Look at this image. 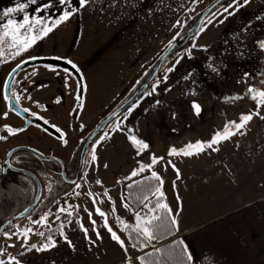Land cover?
<instances>
[{"label":"rangeland","instance_id":"1","mask_svg":"<svg viewBox=\"0 0 264 264\" xmlns=\"http://www.w3.org/2000/svg\"><path fill=\"white\" fill-rule=\"evenodd\" d=\"M211 1L89 0L85 7H80L79 0H71L69 5H61L59 0H36L35 3L29 0H0V24L6 22L2 15L4 10L17 4L28 5L23 12L10 17L21 23L28 15L33 20L39 17L47 25L64 10H74L67 22L61 23L46 36H42L40 25L35 24L34 34L41 38L19 56L14 55L17 49L10 46L9 40L0 44V115L6 111L3 98L5 80L16 65L40 57L71 61L84 79L85 93L81 107L77 103L75 78L61 68L28 67L20 72L17 80L25 95L23 102L46 121L61 128L68 135L66 142L71 150L74 149L79 137L95 127L103 115L116 108L134 90L154 59L174 41V37H178L177 33L185 21ZM49 4L51 7L44 8ZM229 4L231 0L209 15L196 37L167 62L150 90L131 107L132 110H127L108 126L89 152L85 179L71 185L67 194L57 198L43 216L46 221L38 224L33 216L25 217L0 236V261L7 260L19 246L26 247L39 239L40 233L59 220L71 219L79 212L87 221L89 215L97 214L98 207L92 194L98 197L108 212L112 226L125 237L127 243L132 244L125 226L136 229V214H139L142 223L143 219L152 215L149 210L155 205L148 200L136 212L132 211L126 198V187L145 176H152L153 171L159 175L168 165L185 170L201 169L190 176V181V178L187 179V183L204 184L201 195L195 196L201 201L203 198H218V184L215 185L218 182H214L218 180V174L205 175L201 172L215 170L218 164L223 167L237 164L244 168L247 161L251 171L255 168L251 158L239 157L237 162L236 158L231 161L218 158V150L214 149H229V142H219L212 148L205 145L204 150L198 153L194 147L187 148V145L194 146L197 141H210L220 130L223 133L226 125L234 131L229 122L239 121L241 114L252 115L250 104L260 100L258 95L253 100L255 93L250 94L247 89L252 87L264 91V49L259 47L260 42H264V0H250L225 19L227 14L220 13ZM229 11L233 9L229 8ZM32 34L28 33L29 38ZM188 50L191 51V59ZM181 56L183 58L177 64ZM237 70H248L252 76L251 83L246 77L240 79L243 89L234 86ZM26 97L30 99L26 100ZM193 101L202 108L199 116L195 115L191 106ZM258 110L260 117L256 116L257 122L264 117V110ZM117 123L120 130H116ZM6 125L12 129L20 128L23 120L15 113L7 112L6 119L0 121V126L5 128L1 133V137L5 138L0 139L3 154L20 143L45 153L48 145L54 142L52 136L35 124L15 131L14 135L8 133ZM74 126L78 137L71 130ZM105 134L107 138H104ZM130 137L143 140L149 147L134 146ZM172 149L177 150L176 154H169ZM183 151L193 154L185 156ZM58 153L64 160L70 157L68 152ZM93 153L96 160L92 159ZM153 156L163 159L152 164ZM141 165L145 166L143 172H139ZM133 170H137L138 175L132 176ZM199 191L196 192L199 194ZM17 206L15 201L14 211ZM156 213L160 215V209H156ZM107 217L106 214L103 218ZM85 220L84 225L87 224ZM25 229H31L27 237ZM134 249L135 253L139 252L135 245Z\"/></svg>","mask_w":264,"mask_h":264},{"label":"crops","instance_id":"2","mask_svg":"<svg viewBox=\"0 0 264 264\" xmlns=\"http://www.w3.org/2000/svg\"><path fill=\"white\" fill-rule=\"evenodd\" d=\"M234 75V86L240 89H243L240 79H252L248 70H237ZM258 102V109L264 110L261 100L251 103L252 119L242 129L234 128L235 135L220 141L229 142V149L218 148V158L230 161L236 158L235 162L239 157L251 158L255 168L251 171L247 161L244 168L237 164L230 167L218 164L215 170L201 172L218 174V180L214 181L218 182L215 183L218 184V198H203L202 201L195 198L201 195L204 184L187 183V179L190 181V176L201 169L185 170L168 165L159 172L164 198L179 222L178 236L193 257L190 264H264V119L259 120L262 123L255 120L256 116L260 117ZM87 218L86 221L78 212L71 219L59 220L50 228L54 231L47 237L48 250H36L46 244V237L41 235L28 246L14 249L3 264H141L140 251L135 253L134 244L127 243L116 231L110 217L93 214ZM83 220L87 224L84 225ZM105 222L124 241L123 248L112 239ZM51 241H55L54 247Z\"/></svg>","mask_w":264,"mask_h":264},{"label":"water","instance_id":"3","mask_svg":"<svg viewBox=\"0 0 264 264\" xmlns=\"http://www.w3.org/2000/svg\"><path fill=\"white\" fill-rule=\"evenodd\" d=\"M230 0H214L209 5H207L197 20L192 24V26L182 35L178 36L171 45L161 54V56L157 59L155 64L153 65L150 72L147 74L145 79L142 81V83L135 89V91L126 98L123 102H121L116 108H114L110 113H108L91 131V133L87 136L79 157V164L77 168V172L74 177H69L66 171V166L63 160L56 158V157H49L42 151L36 149L35 147H32L30 145L26 144H19L14 147H12L5 159V166L7 168H10L14 172L26 174L29 177H31L34 182L36 183V194L34 199L31 201L30 204H28L23 209L16 212L11 218L4 221L3 223H0V236L8 229H10L17 221H19L22 218L27 217L30 215L38 206L39 202L41 201L42 195H43V183L40 179V177L31 169L20 167L17 165H14L11 162L12 156L17 152H27L32 155H34L36 158H38L42 163L45 162H54L57 161L62 166L61 175L63 176L64 180L71 185H75L78 183L87 166V159L88 154L90 152V148L92 144L94 143L95 139L103 134L108 126L115 120H117L119 117H121L127 110H129L130 107H132L135 103H137L152 87L153 82L158 77L160 72L163 70V65L165 61L172 55H176L180 53L184 48H186L190 42L196 37V35L199 33V31L203 28L204 23L206 19L209 17V15L218 7L224 6L228 4ZM48 66V67H57L61 69H65L70 71L75 78L78 81V89H79V98L83 99L84 93H85V85H84V79L80 72V70L76 67L74 68L72 63H69L67 60L59 59V58H52V57H40V58H30L27 60H24L20 62L18 65H16L8 74L5 84H4V96L8 100V108L9 110L17 113L20 115L23 119H25V123L22 128H26L30 124H35L42 128L47 133L54 135V136H60V131H57V128L51 125L50 123H45V120L36 117V116H29L28 112L25 111V108H23L15 99V97L11 94V88L14 83L15 78L18 76V74L28 68L33 66ZM78 69V70H77Z\"/></svg>","mask_w":264,"mask_h":264},{"label":"snow or ice","instance_id":"4","mask_svg":"<svg viewBox=\"0 0 264 264\" xmlns=\"http://www.w3.org/2000/svg\"><path fill=\"white\" fill-rule=\"evenodd\" d=\"M30 3H35L36 0H29ZM89 2V0H79V6L80 7H85L86 4ZM250 2V0H231V4L225 6L223 8V12L220 13V15H224L225 13L227 15L224 16L225 19H227V16L229 15H234L236 11H239V8L242 6H246L248 3ZM59 3L61 5H69L71 3V0H59ZM27 4H17L16 7L14 8H9L4 10L3 12V17L6 18V22L0 24V44H3V42L5 40H9L10 41V46L11 47H15L17 49V51L14 53V55L19 56L21 55L23 52H26L29 48L32 47V45L36 42L37 39L41 38L40 36H37L34 34V25L35 24H39L40 25V32L42 34V36H46L49 32H51L55 27H58L61 23L67 22L71 15L73 14V11L71 8H68L66 10L63 11L62 15H60L58 18L54 19L53 21H51L50 23H48L47 25H45L44 21H42L39 17H37L35 20H33L31 17H29L28 15H25L23 17V22H18V21H14L13 19H11V15L14 13H18V12H23L26 8H27ZM51 7V5H45L44 8H48ZM229 8H232L233 11H229ZM41 11L43 9H40ZM211 22V21H209ZM221 23H223V20L220 21ZM179 23V22H177ZM28 33H33L31 35V37L29 38ZM174 40L176 39V37L173 38ZM193 47H196L195 45H193ZM259 47L261 49H264V42H260ZM205 51L207 50L206 48L204 49ZM188 57L189 59H191V51L188 50ZM183 57L181 56L179 59H177L176 63L178 64L180 62V59H182ZM69 63H72L71 61H68ZM74 68H76V65L73 64L72 65ZM78 70V69H77ZM173 69H169V71H172ZM215 71V69H213ZM247 75V74H245ZM166 80V77L164 78ZM248 93H255L254 95H252V99L256 100L257 95L260 97V100L262 102H264V91H260L257 89H254L252 87H249L247 89ZM193 95H195V93H193ZM237 99H242L243 97H236ZM192 108L194 110L195 115L199 116L202 112V108L201 106L193 101L192 102ZM260 107V103H257V108ZM131 107L129 108V111H131ZM25 111H28L27 109H25ZM257 115H259V112L256 113ZM35 115V114H34ZM7 117V113H5V118ZM173 118H175V114H173ZM252 119V115L249 114H241V116L239 117V123H237L236 121H230L229 124H231L235 129L239 130L242 129L245 124L247 122H249ZM261 119H264V117H261ZM45 123H47V121H45ZM8 133L9 134H15V131L10 127V126H5ZM116 130H120L119 127V123H117L116 126ZM57 131H60L59 129H57ZM232 135H235L234 131H231L228 127V125L225 126L224 132L223 133H216L213 138L208 141V142H203V141H197L196 144L193 146L192 144L187 145V148L191 149V148H195L196 152H201L204 150L205 145L208 148H212L213 145L218 144L221 140H227L229 139ZM5 137H0V139H4ZM107 138V134H105V137ZM130 141L131 143L135 146V145H139L141 148L147 149L149 147V145L147 143H145L143 140L137 139L136 137H130ZM66 143V141H65ZM214 150H218V149H214ZM177 150L172 149L170 151V155L172 154H176ZM183 155L188 156V155H192L193 152L191 151H183L182 152ZM92 159L96 160L97 157L95 156V154L93 153L92 155ZM158 159H163V157L157 158L155 156L152 157V164H156L158 162ZM173 167H175L173 165ZM145 170V166L141 165L139 168V172H143ZM177 174H179L178 170H177ZM132 176H136L138 175V171L137 170H133V172L131 173ZM152 176L159 181L160 185H163V180L162 178L155 172H152ZM155 194H158L159 197L161 199L164 198V192L162 191V187H157ZM145 200L148 199V197L144 198ZM125 207H127V205H125ZM156 209H160L162 211H165L167 213V220H168V225L169 227L165 228V225L163 224V220L164 217H162L161 215L156 213ZM61 211H64V209H60ZM152 215L148 218L143 219L142 223H141V217L139 216V214H136V220H137V225H136V231L138 233V235L142 236L145 241H147L148 243H150L152 240L157 238V233L163 229L164 231L175 235V231L179 230V222L178 220L175 218V216L172 213L171 208L169 207V205L167 203H161L160 200L157 201L155 208L154 209H150L149 210ZM96 213L98 215H100L101 217H104L106 214L101 211L99 208L96 209ZM46 217H41L40 220L35 221V223H41V221H46ZM93 223H95V221H93ZM105 227L107 228V230L111 233V237L113 240L117 241L120 246L123 248L124 247V241L120 239V237L117 235L116 232H114L112 230L111 227L108 226L107 222H105ZM127 227V226H126ZM173 229L175 231H173ZM31 231V229H25L24 231V235L25 237H27L28 233ZM87 230H85L86 232ZM40 235H43V233H40ZM97 236H99V233H97ZM69 244H71L70 241H68ZM179 246H180V251H181V255L183 257L182 260V264H190V262L193 260V257L191 255V253L188 252V248L187 245L184 243V241L181 239L179 241L176 242ZM51 246L54 247L55 246V241H51L50 242ZM147 246V245H145ZM33 247H36L35 245H33ZM49 249V244H45L42 247L36 248L37 251H45ZM141 261L143 262V257L140 258ZM0 264H3V261H0ZM17 264H19V262H17Z\"/></svg>","mask_w":264,"mask_h":264},{"label":"flooded vegetation","instance_id":"5","mask_svg":"<svg viewBox=\"0 0 264 264\" xmlns=\"http://www.w3.org/2000/svg\"><path fill=\"white\" fill-rule=\"evenodd\" d=\"M63 70H65V69H63ZM65 71L70 73L75 78V76L70 71H68V70H65ZM17 77L15 78L14 83L12 85L11 94L15 97L17 102L23 108L28 110L27 112H28L30 117L36 116V117H40V118L44 119L43 117H41L40 115L35 113L31 109V107L29 108L25 104V101L23 102V100H25V95H24L23 89H21V87H20V84L17 80ZM75 80L77 82V93H78L77 103H78L79 107H81L83 104L84 97H83V99L79 98L78 81L76 78H75ZM22 96H24V97H22ZM3 98H4L5 103H6V111L0 115V121L2 119H6L5 113H7V112L15 113V112L9 110V108H8V100L4 96V87H3ZM29 99H30L29 97H26V100H29ZM15 114L18 115L17 113H15ZM18 116L23 120V125H24L26 120L23 119L20 115H18ZM102 118L103 117H101V119L97 122V124L102 120ZM23 125L20 128H14L13 130L14 131L20 130L23 127ZM51 125H53V124H51ZM54 127H56V126H54ZM56 128L60 130L61 134H60V136H54V135H51L48 133L49 136H52L54 138V142H52L50 145H48V151L45 152V154L48 155L49 157H56V158L63 160L65 163V166H66L67 174L69 177L72 178L75 176V174L77 172V168H78V165H77V167L75 169V163H76L75 158L80 157V152H81L82 146H83L87 136L91 133V131L94 129V127L92 129H90L89 131H87L86 134H84L82 137H79V139H80L79 143L72 150H71L70 146L68 145V142L65 143L68 135H66V133H64L61 128H59V127H56ZM4 129H5L4 127L0 126V137H1V133L4 131ZM71 130L75 133V136L78 137L77 128L74 126V127H72ZM63 141H64V143H63ZM20 144H25V143H20ZM93 144L90 148V151L93 148ZM17 145H19V144H17ZM26 145H28V144H26ZM14 146H16V145H13L12 147H14ZM10 149L6 150L4 154L0 150V155H1L0 156V223H3L4 221L8 220L16 212H18L19 210L23 209L28 204H30L31 201L34 199L35 194H36V190H37L36 183L34 182V180L31 177H29L26 174L14 172L13 170H11L10 168H7L5 166V159H6V156H7ZM58 152L70 153L69 159H67V160L62 159V157L60 156V154ZM23 153H25V154H23ZM87 161H88V159H87ZM11 162L14 165L31 169L40 177V179L43 183L42 198L48 192V190L50 188V184H52V186H55L58 188L64 187L65 185H63V183L67 184V185H71V184H68L64 180L63 176L61 175L62 166L57 161L42 163L38 158H36L34 155H32L30 153L17 152L12 156ZM78 164H79V160H78ZM84 175H85V172H84L81 180L83 179ZM81 180H80V182H81ZM42 198H41V200H42ZM15 201H17V203H18V206H17L18 209L16 211H14L15 209L13 208ZM29 216L30 215H28L27 217H29ZM10 229L6 230L5 232H8Z\"/></svg>","mask_w":264,"mask_h":264},{"label":"trees","instance_id":"6","mask_svg":"<svg viewBox=\"0 0 264 264\" xmlns=\"http://www.w3.org/2000/svg\"><path fill=\"white\" fill-rule=\"evenodd\" d=\"M211 2H209L207 5H209ZM203 9L200 10L199 12H197L193 17H191L187 21H185V23L179 29L177 36H180L183 33H185L192 26V24L197 20V18L199 17L201 12L203 11ZM161 54L154 59L151 66L147 69L146 73L140 78L139 82L136 84V87L134 88V90L126 98H128L135 91V89L142 83V81L145 79L147 74L150 72L153 65L155 64L157 59L161 56ZM174 55L170 56L165 61L163 68L165 67L167 62ZM123 101H121V102H123ZM106 115L107 114H105L103 116V118ZM101 136H102V134L99 135L95 139L94 145ZM23 154H25V153H23ZM78 160H79V157H76L75 158V161H76L75 169L78 165ZM87 170H88V165L86 167L85 174H86ZM83 179H85V175H84ZM63 185H65V186L58 188V187L52 186V184H50V188H49L48 192L44 195V197L39 202L36 209L30 214V216H33L34 219L38 220L41 217H43L45 214H47L49 212V210L52 208V206L55 203V201L57 200V198L59 196L67 194L69 192V190L72 188L71 185H67L64 183H63ZM157 187H161V185H160L159 181H157L153 176H145V177L138 179V180L132 182L131 184H129L126 187V198H127V201H128V204H129L131 210L137 211L148 200H149L150 204L153 206L156 205L158 200H160L161 203H165V198L161 199L158 194H155V195L153 194V193H155ZM92 195L94 197V200L96 201V205L104 213H106L108 217H110L108 212L101 205L98 197L95 194H92ZM145 197H148V199L145 200L144 199ZM160 215L162 217H164L163 224L165 225V228L169 227L168 220H167V213L165 211L160 210ZM125 229H126V232L128 234V237H129L131 243L134 244L140 251L139 260H140L141 264H182L183 257L181 255L180 246L176 243L177 241L181 240V238L178 236V232L175 231L174 229H173V231H175V235H172V234L164 231L163 229H161L157 233V238L152 240L150 243L145 241V239L142 236L138 235L137 231L134 228H132L130 225H127V227L125 226ZM53 231H54V229H49V230H46L44 232L43 235H44V237H46V239H44V242L46 244H48V242H49L47 237ZM145 245H147V246H145ZM141 257H143V262L140 259Z\"/></svg>","mask_w":264,"mask_h":264}]
</instances>
